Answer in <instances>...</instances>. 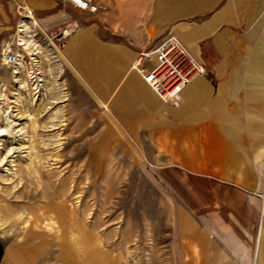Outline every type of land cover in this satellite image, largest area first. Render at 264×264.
I'll use <instances>...</instances> for the list:
<instances>
[{
    "label": "crops",
    "instance_id": "1",
    "mask_svg": "<svg viewBox=\"0 0 264 264\" xmlns=\"http://www.w3.org/2000/svg\"><path fill=\"white\" fill-rule=\"evenodd\" d=\"M19 6L35 19L20 22L30 46L17 36L16 45L38 52L40 27L53 39L43 57L51 65L56 58L61 74L77 76L93 97L92 154L133 144L170 189L178 207L162 264H264V0H94L93 12L61 0H0V49ZM169 31L207 68L178 107L134 68ZM53 220L55 251L37 231L2 263L125 264L82 219Z\"/></svg>",
    "mask_w": 264,
    "mask_h": 264
},
{
    "label": "rangeland",
    "instance_id": "2",
    "mask_svg": "<svg viewBox=\"0 0 264 264\" xmlns=\"http://www.w3.org/2000/svg\"><path fill=\"white\" fill-rule=\"evenodd\" d=\"M20 18L4 43L16 45L17 36L30 46ZM35 30L38 52L29 56L17 43L19 63L0 72V263L37 231L50 236L54 248L53 219L65 215L82 219L104 245L113 244L117 260L162 264L170 258L171 216L178 207L170 189L133 144L130 151L92 154L93 97L77 76L61 74L56 58L51 65L43 57L53 39ZM30 58H37L42 79L37 94Z\"/></svg>",
    "mask_w": 264,
    "mask_h": 264
},
{
    "label": "built area",
    "instance_id": "3",
    "mask_svg": "<svg viewBox=\"0 0 264 264\" xmlns=\"http://www.w3.org/2000/svg\"><path fill=\"white\" fill-rule=\"evenodd\" d=\"M82 10L93 12L94 0H61ZM20 17L34 21L35 17L28 8L19 6ZM72 32V31H71ZM68 33L65 31L64 34ZM18 49L15 42H5L0 49V66L4 69H14L19 63ZM29 73L34 84V91L42 84L38 70L37 58L29 59ZM163 103L178 107L182 102L183 92L192 81L207 74V68L198 60L172 31L154 42L147 50L139 54L134 66Z\"/></svg>",
    "mask_w": 264,
    "mask_h": 264
},
{
    "label": "bare ground",
    "instance_id": "4",
    "mask_svg": "<svg viewBox=\"0 0 264 264\" xmlns=\"http://www.w3.org/2000/svg\"><path fill=\"white\" fill-rule=\"evenodd\" d=\"M22 43V42H21ZM39 87H40V85H38ZM39 87L38 88H36V94L40 91V89H39ZM5 130H0V134H4L5 132H4Z\"/></svg>",
    "mask_w": 264,
    "mask_h": 264
}]
</instances>
